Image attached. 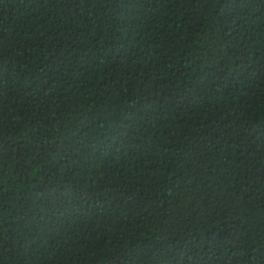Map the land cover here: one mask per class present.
I'll list each match as a JSON object with an SVG mask.
<instances>
[{
    "label": "trees",
    "instance_id": "trees-1",
    "mask_svg": "<svg viewBox=\"0 0 264 264\" xmlns=\"http://www.w3.org/2000/svg\"><path fill=\"white\" fill-rule=\"evenodd\" d=\"M0 264H264V0H0Z\"/></svg>",
    "mask_w": 264,
    "mask_h": 264
}]
</instances>
